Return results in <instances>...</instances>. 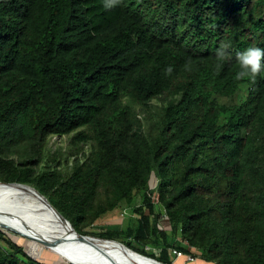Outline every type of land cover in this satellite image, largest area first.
<instances>
[{
    "label": "trees",
    "instance_id": "16d2710c",
    "mask_svg": "<svg viewBox=\"0 0 264 264\" xmlns=\"http://www.w3.org/2000/svg\"><path fill=\"white\" fill-rule=\"evenodd\" d=\"M249 46L264 49V0H0V182L80 235L125 206L139 218L124 245L161 264L167 236L205 263L264 264V68L236 79ZM9 235L0 264L61 262Z\"/></svg>",
    "mask_w": 264,
    "mask_h": 264
},
{
    "label": "bare ground",
    "instance_id": "6f19581e",
    "mask_svg": "<svg viewBox=\"0 0 264 264\" xmlns=\"http://www.w3.org/2000/svg\"><path fill=\"white\" fill-rule=\"evenodd\" d=\"M0 227L43 242L61 241L52 246L53 255L69 264H151L120 246L95 241L90 248L78 241L32 192L24 188L0 186Z\"/></svg>",
    "mask_w": 264,
    "mask_h": 264
},
{
    "label": "rangeland",
    "instance_id": "374dc122",
    "mask_svg": "<svg viewBox=\"0 0 264 264\" xmlns=\"http://www.w3.org/2000/svg\"><path fill=\"white\" fill-rule=\"evenodd\" d=\"M46 150H47V153L49 154V156L58 155L61 160H62V158H67L70 151H71V147L69 145V138H67V137H62V138H59V137H53L52 138L51 137V138H49L48 142H47ZM72 162H73V160L70 159L69 165H71ZM135 203H136L135 206L139 207V204H140L139 199H137V201ZM153 212H154L153 214L157 217H158V215H160L159 208H157V206H154ZM146 214H147V212H146ZM138 218L139 217H137L136 215H133L130 212V209L126 208L125 206H121L119 208H116L112 212L107 213L106 215H104L103 217H101L100 219L95 221L91 226L86 227L84 229V234H86V235H82V236L97 238V239H101V240H108V239H104L103 237H107V236H109V234H112V235L117 234V237L115 236L113 239H111L109 241H116V242H119V243L124 245V243L130 242V238L126 236V234H127L126 232H128V230H134V228L136 226L135 220H137ZM157 224H158L160 230L162 232H164L165 234L170 232L168 221H167L166 217L161 216L159 218ZM150 225L151 226L155 225V218L154 217H152V219L150 221ZM118 233H120V234H118ZM9 237L12 240H14L17 244L23 246L26 251H28L29 244L31 243L30 241L24 240V239L19 238V237L14 238L13 235H11V234L9 235ZM158 237L160 238L161 236H158ZM19 239H21V240H19ZM167 243L170 247V251L177 249V248H180V247L181 248L186 247V245L183 242H181L178 239H172V237H170V236H167ZM0 244H2V243H0ZM145 248H146L147 252L152 254L155 258H159L162 255V253L164 252L163 251L164 245L161 246L160 248H153L151 245H146ZM41 249H43V251L50 253L47 249H45L43 247H41ZM168 254H169V252H168ZM51 255H53V254H51ZM169 256H170L169 259L171 260V264H174L176 262L175 258H173L172 255H169ZM37 261L41 262V264L46 262L45 260L44 261L37 260ZM177 262L179 264H211V263H205V262L198 260V259L195 260V262H193V263H186L184 259H179V261H177ZM46 263H48V262H46ZM48 264H54V263L50 262ZM59 264H68V263L67 262L65 263L64 261L61 260V262Z\"/></svg>",
    "mask_w": 264,
    "mask_h": 264
},
{
    "label": "water",
    "instance_id": "95a60500",
    "mask_svg": "<svg viewBox=\"0 0 264 264\" xmlns=\"http://www.w3.org/2000/svg\"><path fill=\"white\" fill-rule=\"evenodd\" d=\"M0 186L19 187V188H24V189L29 190L30 192H32L34 194V196L37 198V201L43 203V205H45V207L47 208L49 213L51 215H53L55 218H57L61 222V224L65 228H67L69 230V233L71 235H73L78 241L90 246V248H92L91 242H95V241L106 242V243H110V244L116 245L118 247L120 246L121 248H125L128 253L135 255L139 259L141 258L143 260H146L147 262H149L151 264H161V263L157 262L154 259L142 256V255H140L138 253L133 252L132 250L126 248L123 244H121L119 242L109 241V240H101V239H97V238H88L86 236H82V235L78 234L73 229L72 225L63 216H61L58 213V211L48 202V200L43 195H41L38 191H36L34 188H32L30 186L22 185V184H15V183L5 184V183H1V182H0ZM0 230H2L3 232H5L7 234H11V235H13L15 237H19V238H22L24 240L30 241L32 244L34 243V244L40 245L41 247L47 249L52 254H53L52 246H54L55 244H60L61 243V241H56V242H46V241H44L43 242L41 240L33 239V238L29 237V236H25L23 234H20L19 232L15 231V230H12L10 228H1L0 227ZM60 260L64 261L65 263L67 262V261H65L63 259H60ZM109 264H112V262H110Z\"/></svg>",
    "mask_w": 264,
    "mask_h": 264
},
{
    "label": "clouds",
    "instance_id": "9594fccd",
    "mask_svg": "<svg viewBox=\"0 0 264 264\" xmlns=\"http://www.w3.org/2000/svg\"><path fill=\"white\" fill-rule=\"evenodd\" d=\"M116 0H105V7H112ZM227 53L224 49L217 51V57L220 61H224ZM237 62L239 71L236 73V79L242 80L245 78L254 79L261 73L264 68V49L256 46H249L244 51L237 54ZM172 67L169 66L165 71L166 74L172 73Z\"/></svg>",
    "mask_w": 264,
    "mask_h": 264
},
{
    "label": "built area",
    "instance_id": "2783aa9c",
    "mask_svg": "<svg viewBox=\"0 0 264 264\" xmlns=\"http://www.w3.org/2000/svg\"><path fill=\"white\" fill-rule=\"evenodd\" d=\"M168 252L169 255H172V257L175 258V260L184 259L186 263H193L196 260L190 255L185 256L182 252L177 251L176 249L171 251L169 250Z\"/></svg>",
    "mask_w": 264,
    "mask_h": 264
},
{
    "label": "crops",
    "instance_id": "0c3cea01",
    "mask_svg": "<svg viewBox=\"0 0 264 264\" xmlns=\"http://www.w3.org/2000/svg\"><path fill=\"white\" fill-rule=\"evenodd\" d=\"M177 261H179V260H176V262H177ZM176 262H175L174 264H179L178 262H177V263H176Z\"/></svg>",
    "mask_w": 264,
    "mask_h": 264
}]
</instances>
